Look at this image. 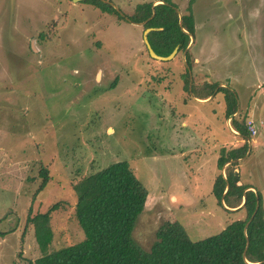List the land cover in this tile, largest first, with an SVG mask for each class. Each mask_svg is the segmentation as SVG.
I'll use <instances>...</instances> for the list:
<instances>
[{"label": "rangeland", "instance_id": "rangeland-1", "mask_svg": "<svg viewBox=\"0 0 264 264\" xmlns=\"http://www.w3.org/2000/svg\"><path fill=\"white\" fill-rule=\"evenodd\" d=\"M102 1L122 18L88 0H0V264L40 254L29 206L31 216L58 201L48 249L82 238L72 184L120 159L147 191L131 231L141 248L164 220L191 239L220 230L231 212L211 193L216 157L243 139L228 126L219 86L255 128L236 169L264 211V0L192 1L187 89L184 53L150 56L143 25L124 17L150 0ZM169 1L179 13L188 2ZM205 82L217 83L213 92L193 96L191 84Z\"/></svg>", "mask_w": 264, "mask_h": 264}, {"label": "trees", "instance_id": "trees-1", "mask_svg": "<svg viewBox=\"0 0 264 264\" xmlns=\"http://www.w3.org/2000/svg\"><path fill=\"white\" fill-rule=\"evenodd\" d=\"M192 1L188 0L180 10V17L176 5L169 0L138 2L132 12L126 14L131 21L145 20L143 28L155 27L146 33L155 53L166 55L174 46L177 47L176 52L184 53L186 66L183 87L186 89L187 69L191 66L186 46L190 35L194 34ZM88 2L122 18L107 2ZM216 84L205 82L200 90L191 84L190 90L193 96L205 98L213 92ZM217 90L223 91L227 118L236 110L235 94L225 86H219ZM229 125L242 137L243 142L229 148L220 147L216 157L218 171L212 181L211 193L225 212H231L227 213L225 225L220 230L191 239L178 220H164L156 228L155 238L148 249L141 248L132 238L131 231L143 209L147 191L128 162L120 159L83 175L72 184L75 193L73 213L82 229V238L48 249L52 238L50 213L58 207V201L31 216L28 207L26 222L32 225L40 254L26 264H264L261 195L258 189L250 188L253 187L251 184L239 180L236 169V159L242 157L248 148L250 132L243 118L238 116L232 115ZM39 173L41 180L38 189L47 181L45 169L40 168ZM242 196L244 201L239 205ZM221 200L227 207L235 208H225ZM4 233L0 230V235Z\"/></svg>", "mask_w": 264, "mask_h": 264}, {"label": "water", "instance_id": "water-1", "mask_svg": "<svg viewBox=\"0 0 264 264\" xmlns=\"http://www.w3.org/2000/svg\"><path fill=\"white\" fill-rule=\"evenodd\" d=\"M153 4V3H152ZM178 16L180 17V13H179V11H178ZM128 21H130V22H132V23H135V24H143L144 22H145V20H142V21H138V22H135V21H131V20H129L128 18H127V16H124ZM179 24L181 23V20H180V18H179ZM153 28H155V27H145L144 29H143V31H142V38H143V41H144V44H145V46H146V48H147V51H148V53L150 54V56H152V57H154V58H156V59H162V60H167V59H169V58H171L173 55H174V53L176 52V50H177V47L176 46H174L172 49H171V51L168 53V54H166V55H159V54H157V53H155L153 50H152V48H151V46H150V44H149V42H148V40H147V37H146V33L149 31V30H151V29H153ZM192 41V36L190 35V39H189V42H188V44H187V46L189 45V43ZM186 46V47H187ZM236 112V111H235ZM235 112H233V113H231V114H229L228 115V118H230L232 115H234L235 114ZM229 126V125H228ZM237 133V132H236ZM238 134V133H237ZM246 153H247V150H246ZM245 153V154H246ZM243 157V156H242ZM241 158V157H240ZM239 158H237L236 160H238ZM233 159H231V160H228V161H226L224 164H227L228 162H230V161H232ZM221 171H222V168H221ZM225 190H226V187H225V189H224V191H223V193L225 192ZM244 201V196H242V200H241V203L239 204V205H241L242 204V202ZM221 204H222V206H224L225 208H229V209H234L235 207H227L225 204H224V202H223V200H221ZM238 205V206H239ZM256 207V206H255Z\"/></svg>", "mask_w": 264, "mask_h": 264}, {"label": "built area", "instance_id": "built-area-1", "mask_svg": "<svg viewBox=\"0 0 264 264\" xmlns=\"http://www.w3.org/2000/svg\"><path fill=\"white\" fill-rule=\"evenodd\" d=\"M245 123H246L245 126H246L247 130L249 129L251 131V133L254 134L255 128H254V126L252 124V120L247 119V120H245Z\"/></svg>", "mask_w": 264, "mask_h": 264}, {"label": "crops", "instance_id": "crops-1", "mask_svg": "<svg viewBox=\"0 0 264 264\" xmlns=\"http://www.w3.org/2000/svg\"><path fill=\"white\" fill-rule=\"evenodd\" d=\"M236 112L238 111V106H237V103H236V110H235ZM228 118V117H227ZM228 119H230V118H228ZM229 125V124H228ZM252 188V187H251Z\"/></svg>", "mask_w": 264, "mask_h": 264}]
</instances>
